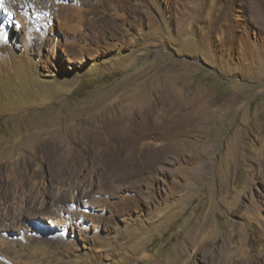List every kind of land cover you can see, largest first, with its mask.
Returning a JSON list of instances; mask_svg holds the SVG:
<instances>
[{"label":"rangeland","instance_id":"1","mask_svg":"<svg viewBox=\"0 0 264 264\" xmlns=\"http://www.w3.org/2000/svg\"><path fill=\"white\" fill-rule=\"evenodd\" d=\"M15 1L0 264H264V0Z\"/></svg>","mask_w":264,"mask_h":264},{"label":"bare ground","instance_id":"2","mask_svg":"<svg viewBox=\"0 0 264 264\" xmlns=\"http://www.w3.org/2000/svg\"><path fill=\"white\" fill-rule=\"evenodd\" d=\"M16 1L15 0H0V9H2V8H6V9H8L9 11L12 9V7H13V4L15 3ZM9 11H8V13H9ZM1 17V16H0ZM0 31H1V29H0ZM0 35H1V32H0ZM158 127V126H157ZM160 127V126H159ZM160 129V128H159ZM126 135V134H125ZM129 135H131V136H129ZM128 136V137H127ZM134 136V135H133ZM133 136H132V134H128V135H126L125 136V139H122V135H121V133H120V131L118 130V129H115V130H113V132H112V138H114V139H117V140H119L120 141V143L123 145V146H126L128 143H129V140L131 141V138H133ZM99 140V139H98ZM110 141H111V139H110ZM114 141V140H113ZM133 141V140H132ZM99 142H101V141H99ZM96 144V143H95ZM98 145V144H97ZM105 145V144H104ZM112 146V145H111ZM120 146V145H119ZM122 146V147H123ZM127 146H129V145H127ZM121 147V146H120ZM89 149H93V148H90V146L88 147ZM114 148V147H113ZM126 148V147H125ZM103 150V149H102ZM103 152H104V150H103ZM110 152V151H109ZM206 253V252H205ZM209 253V252H208ZM207 253V254H208ZM211 253V252H210ZM209 253V254H210ZM212 254V253H211ZM218 254V253H217ZM204 255V254H203ZM203 255H202V257H203ZM219 255V254H218ZM205 256V255H204ZM215 257H216V255H214ZM212 258V257H211ZM206 259L208 260L209 258L206 256ZM204 261H205V258H204ZM209 261V260H208ZM210 263V262H209ZM214 263V262H213ZM224 263V262H223ZM212 264V263H211ZM222 264V263H221Z\"/></svg>","mask_w":264,"mask_h":264}]
</instances>
